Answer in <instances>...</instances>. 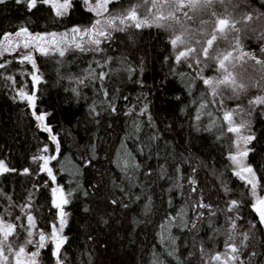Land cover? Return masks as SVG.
Segmentation results:
<instances>
[{
	"label": "trees",
	"instance_id": "obj_1",
	"mask_svg": "<svg viewBox=\"0 0 264 264\" xmlns=\"http://www.w3.org/2000/svg\"><path fill=\"white\" fill-rule=\"evenodd\" d=\"M125 1H114L110 11ZM244 12L255 13L252 22L261 23L255 31L264 26L261 0H240L233 15ZM96 18L79 6L71 15L58 18L48 5H39L31 13L14 0L0 5V40L4 33L26 27L43 36L67 33L69 41L62 57H34L41 77L34 91L36 111L48 114L46 124L59 143L58 153L48 133L38 128L32 109L12 98L0 69V160L17 170L0 175V217L17 226L18 235L10 239L17 245L24 242L27 214L34 216V231H50L56 214L51 188L58 186L69 201L67 242L61 249L64 264H154L157 257L163 264H206L210 255L225 251L228 218L233 216L227 208L231 200H237V243L242 233H249L240 259L244 264H264V227L250 210L255 203L250 187L239 188L229 174L223 118L231 111L234 121L250 124L255 136L250 163L259 181L257 194L263 196L264 108L249 114V100L261 95L264 70L254 61L236 62L231 70L238 82L243 75L246 83L256 86L248 87L238 99L223 86L219 90L223 95L212 97L211 89L200 86L195 68L174 62L175 51L162 29L112 32L111 41L102 39L100 52L76 49L79 42L71 29L87 28ZM259 37H253L252 49L258 57L264 56L260 52L264 41ZM19 39L21 47L15 56L30 51L22 46L24 38ZM16 40L13 36L12 43ZM218 43L227 47L226 42ZM241 43L247 47L246 38ZM14 60L8 51L0 57L10 70L17 67ZM216 67L211 63L203 75L220 76ZM20 69L32 70L27 63ZM100 72L105 73L103 81L96 79ZM145 104L151 122L138 115ZM45 146L50 155H56L51 163L55 185L32 162ZM128 163L138 165L131 184L125 174ZM24 169L32 174H22ZM149 198L150 210L145 212ZM130 201V207L122 206ZM200 202L211 209L198 208ZM170 248L175 249L174 255H169ZM252 252L256 255L251 256ZM39 261L55 264L50 254L41 255Z\"/></svg>",
	"mask_w": 264,
	"mask_h": 264
},
{
	"label": "snow or ice",
	"instance_id": "obj_2",
	"mask_svg": "<svg viewBox=\"0 0 264 264\" xmlns=\"http://www.w3.org/2000/svg\"><path fill=\"white\" fill-rule=\"evenodd\" d=\"M7 2L8 0H0V5H4ZM112 2L113 0H95V3H93V0H14L15 4L23 5L29 13L34 9H38L39 5H48L55 10V15L58 18L71 15L78 6L83 7L89 13H93L97 18L92 25L84 29L79 27H73L71 29L73 38L76 36L80 37L81 42L76 43L74 46L81 52L102 51L100 47L102 39L104 41H111L113 39L112 32H125L128 29L139 30L145 27H155L168 33L171 48L175 51L174 62L177 65L185 64L189 69L195 68L199 79L211 89L212 97L223 95L219 91L221 86L225 89H230L233 96L237 99L239 98V94L245 92L248 87L256 86L251 84L250 81L246 83L243 75H241L238 82L237 75L231 70L236 68V62H244L245 60L254 61L256 65L260 66L261 70H264V56L258 57L255 53L243 50L241 37L238 34L248 28L247 22L254 19L255 13L244 12L238 16L233 15V12L239 6L240 0H136V3L127 9L110 11L108 5ZM261 3H264V0H261ZM217 5L221 7H217ZM260 15L264 16V13ZM238 24L241 27H237ZM47 35L55 38L58 34L53 32ZM61 35L66 36L67 33ZM13 36L17 38L16 48L21 47L19 38L23 37L22 46L24 49H29L31 45L35 50L40 51L42 55H48V48L40 43L45 37L41 34H32L26 27H20L15 33H4L2 40H0V48L11 52L13 50ZM84 37H87L86 42L84 41ZM259 38L264 41V34ZM218 41L226 42L227 47L222 48ZM85 43L87 47H85ZM55 46V44H51L48 47ZM234 52L236 55H234ZM260 52L264 54V43L261 44ZM64 54L65 52L61 46L59 55L62 57ZM23 61L31 63L32 68L35 70L32 75L33 87H35V85L41 83V77L35 74L39 72V69L36 68V62L30 54L24 55L21 62ZM211 63L217 65L216 71L221 73L219 77H204V69L209 67ZM4 68L5 64L0 62V69ZM129 71L133 72L135 70L129 68ZM6 79L15 84V80L11 76L6 77ZM96 79L103 81L105 79V73L100 72L96 76ZM261 91L264 92V88ZM17 95L31 107L32 115L36 120L40 122L45 121L48 114L37 113V96L34 93L17 89ZM104 95L107 97L108 93L105 92ZM249 104L254 107L264 106V95H257L255 98L250 99ZM201 107H206V105L202 104ZM92 111L95 112V107L92 108ZM111 111H116L114 106L111 107ZM138 115L146 116L149 122L152 121V116L148 113L146 104L139 111ZM232 115L233 113L231 111L224 113V120L229 125L227 131L237 134L235 140L236 152L230 153L229 159L238 169L234 174L241 180H244L247 185H250L252 196L255 197V203L252 207L258 215L261 227H264V196L257 194L259 181L256 178L255 171L251 166L244 164L242 159L247 157L251 151L247 145L255 139V136L253 134H244L242 130L250 128V124H246L243 121L238 124L234 123L232 121ZM197 119H199V115ZM41 127L42 130L51 134L52 129L49 126L42 123ZM50 138L56 144V152L58 153L59 143L56 136L51 135ZM42 151L47 153V146ZM55 158V155H39L33 157V162L38 165V173H46L54 185L56 184V176L53 174L49 164ZM90 163V161L87 162L86 166ZM137 167L138 165L131 163L125 165V174L130 184L135 177V168ZM129 168L131 169V175L128 174ZM15 171L17 170L8 167L3 160H0V175ZM245 173L247 175H244ZM22 174L31 175L32 173L29 169H24ZM148 174L150 175L151 173ZM225 190L228 191L226 185ZM51 194L53 197L52 206L58 210L59 227L57 228L55 224L52 225L50 237L46 236L43 231H34L36 229L34 216L27 214L26 239L23 243L17 245L10 239L18 235L16 231L17 226L12 223L6 224L0 220V264H40V250L44 249L48 242L54 245L51 255L55 259V264H64L65 258L61 249L67 242V237L61 236L60 233L63 232L66 225L65 217L67 214L64 211L63 205L69 201L65 198L64 190L58 186L51 188ZM68 195H71V193H68ZM135 199L139 200L140 196L137 195ZM131 202L123 203L122 206L128 208ZM111 203L117 205L118 202L112 200ZM30 206L28 205V207ZM150 206L151 202L149 198L148 203L144 205V211L148 212ZM196 206L198 208L211 209V205L202 202ZM239 207V201L231 200L229 202L227 211L233 213V216L228 218L230 221V229H227L225 233V251L210 255L206 264H213V262H220V264H244V261L240 257L243 253L245 242L249 239V233H242V238L237 243L234 231L237 227L235 220L239 218ZM138 222L134 221V223ZM36 236H38V239L34 240L33 238ZM172 242L170 240L169 244ZM28 245H34L35 250L28 251ZM174 253L175 249L170 248L169 255H174ZM255 255V252L251 253V256ZM154 264H163V262L157 257Z\"/></svg>",
	"mask_w": 264,
	"mask_h": 264
},
{
	"label": "rangeland",
	"instance_id": "obj_3",
	"mask_svg": "<svg viewBox=\"0 0 264 264\" xmlns=\"http://www.w3.org/2000/svg\"><path fill=\"white\" fill-rule=\"evenodd\" d=\"M114 1H116V0H113V2ZM112 2V3H113ZM95 3V2H94ZM136 3V0H126L125 2H123L122 4H120V5H118V7L117 8H115V10L116 11H119V10H121V9H127V8H129L130 6H132V5H134ZM110 5H111V3L108 5V8H109V10L111 9L110 8ZM115 10H113V11H115ZM55 11V10H54ZM252 11V10H251ZM105 16H107V14H105ZM45 38H44V40H42V41H40V43L42 44V45H44V46H46V48H48V55H53V54H58L59 55V51L61 50V46H62V48H63V50H64V52H65V49H66V46H68V37H67V35L66 36H62L61 34H58L55 38H53V37H50V36H44ZM78 39H77V41L80 43L81 42V40H80V37L79 36H76ZM51 44H55L56 46L55 47H48L49 45H51ZM12 47H13V50L11 51V52H8V54L9 55H11L15 60H14V62H15V64H16V66L17 67H15L13 70H10V68H9V63H4L5 64V68L3 69L4 70V72L5 73H3L2 74V76H3V78L7 81V83H8V85H9V90H10V92L12 93V98H14V100L15 101H18V102H21V103H25V104H27V102L26 101H22L21 100V98L17 95V89H23L24 91H26V92H29V93H34V91H35V87H36V85H35V87H33V82H32V75H33V73H34V71H33V68H32V65H31V63H29V62H27V61H23V62H21L22 61V57L24 56V55H26V54H30L31 56H32V59L36 62V60L34 59V57L36 56V54H41V52L40 51H38V50H35L33 47H31V45H30V47H29V52L28 53H23V56H15V55H13L16 51V47H15V44L14 43H12ZM5 54V50H3V48H0V57L2 56V55H4ZM42 55V54H41ZM46 56V55H45ZM28 64L30 67H31V69L32 70H28V69H25V70H22V69H20L21 67H24V65L25 64ZM19 67V68H18ZM234 72V71H233ZM36 74V73H35ZM8 76H11L14 80H15V84H13L12 83V81H10V80H8V79H6V77H8ZM217 76L219 77V75L217 74ZM222 87V86H221ZM212 96V95H211ZM28 105V104H27ZM29 106V105H28ZM30 107V106H29ZM252 108H251V112H252V110H253V113H255L256 111H254L255 110V108H259L258 110L259 111H262L263 109L262 108H260V107H254V106H251ZM31 108V107H30ZM257 110V111H258ZM34 119H35V121H36V123H37V126H38V128L40 129V130H42V127H41V124L43 123V124H46V120L45 121H43V122H40V121H38V120H36V118L34 117ZM247 124V123H246ZM47 125V124H46ZM248 130L249 131H251L252 129L251 128H248ZM42 131H44V130H42ZM45 132H47V131H45ZM48 133V135H49V138H50V136L52 135V133L50 134L49 132H47ZM50 140H51V138H50ZM51 142L53 143V141L51 140ZM54 144V146H55V149H56V144L55 143H53ZM39 155H46V156H52V155H50V151H49V149H48V152L47 153H44L43 151L39 154ZM38 155V156H39ZM56 156V155H55ZM54 160V159H53ZM53 160H51L50 161V164H49V167L52 169V171H53V167H52V161ZM32 162H33V160H32ZM35 163V162H34ZM42 163V162H41ZM36 165H37V163H35ZM38 166V165H37ZM46 176H47V174L46 173H44ZM48 177V176H47ZM264 196V195H263ZM66 198V197H65ZM52 199H53V197H52V194H51V204H52ZM67 199V198H66ZM66 206H67V204H65V205H63V207H64V211H65V213L67 214V211H66ZM57 210V209H56ZM65 219H66V217H65ZM30 251H32V250H30Z\"/></svg>",
	"mask_w": 264,
	"mask_h": 264
},
{
	"label": "flooded vegetation",
	"instance_id": "obj_4",
	"mask_svg": "<svg viewBox=\"0 0 264 264\" xmlns=\"http://www.w3.org/2000/svg\"><path fill=\"white\" fill-rule=\"evenodd\" d=\"M247 24H248V28L243 30V31H241L238 35L241 37V40H243V38H246V41L248 43L247 47L243 48V50L246 51V52H252L253 53V50H252L253 49V37L254 36L258 37V36H261L262 34H264V26L260 27L259 31H255V27H259L261 25V23L259 25V24H254V22L250 21ZM234 55H236L235 52H234ZM246 61H252V60H246ZM204 74H205L204 77L212 78L211 76H208V73H204ZM200 86L202 87V89H210L208 86L203 84V81L200 84ZM261 95H264V92H262ZM260 108L263 109L264 107L262 106ZM258 109L259 108H255V110H254V111H256L255 113H253V110H252V112H251V110H249V114H254V115L258 114V112H259ZM223 118H224V116H223ZM232 121L234 123H237V124L240 123L237 120L234 121V116L233 115H232ZM224 123H225V126H224V128H225L224 129L225 130V136H226L227 142H228V148H227V151H226L225 161H226V163L228 165V168H229V174H230V176L232 177L233 181L237 184V186L239 188H243V189H245L247 191V187L248 186L250 187V185H247L244 180H241L238 176H236L234 174V172L237 171L238 169H237L236 165H234L233 162L229 159L230 153H235L236 152L235 140H236V135L237 134L228 132L227 131V128L229 126L228 122L224 120ZM242 131L244 132V134H251V131H249L248 128H246V129H244ZM247 146H248L249 149H251V151L249 152L247 157H244L242 159H243L244 164L251 166L253 168V170L255 171V168L250 163V157H251V155L253 153V141H251ZM244 175H247V174L245 173ZM253 204H251L250 210L255 212L253 207H252ZM53 209H54V211L56 213L55 214L54 224L57 225V228H58L59 227L58 210H56L54 207H53ZM68 214L69 213L67 212L66 218L68 217ZM0 220H2L6 224L9 223L8 221L4 220L2 217H0ZM52 225L53 224L50 225V231L46 233V236L50 237V233L52 231ZM60 235L64 236V230H63L62 233H60ZM28 246H27V249H28ZM53 248H54V245L51 242H48L46 244V247L44 249L40 250V257H41V255H44V254H50V256L52 257L51 252H52ZM30 249H32V251L35 250L34 245L30 246Z\"/></svg>",
	"mask_w": 264,
	"mask_h": 264
}]
</instances>
